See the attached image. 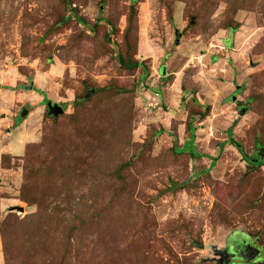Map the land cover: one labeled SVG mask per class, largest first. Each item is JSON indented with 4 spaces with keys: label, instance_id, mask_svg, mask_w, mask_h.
Wrapping results in <instances>:
<instances>
[{
    "label": "rangeland",
    "instance_id": "374dc122",
    "mask_svg": "<svg viewBox=\"0 0 264 264\" xmlns=\"http://www.w3.org/2000/svg\"><path fill=\"white\" fill-rule=\"evenodd\" d=\"M260 153L264 0H0V264H264Z\"/></svg>",
    "mask_w": 264,
    "mask_h": 264
},
{
    "label": "flooded vegetation",
    "instance_id": "af4514ba",
    "mask_svg": "<svg viewBox=\"0 0 264 264\" xmlns=\"http://www.w3.org/2000/svg\"><path fill=\"white\" fill-rule=\"evenodd\" d=\"M262 155V153H260ZM261 159L263 158V155L261 156ZM251 162L253 164H255V162L253 160H251ZM241 236L237 235L236 233L233 235V237L231 238V247H230V251L225 253V260L219 264H235L234 261H240V262H245L247 263L248 261H250L253 257L254 254L258 253L257 251H259V256L257 258H254V260L251 261V263H255L259 260L262 259L261 255L263 253V249L258 245L257 242L255 241H245V243H241ZM240 243V244H239ZM249 243V244H246ZM240 252L243 251L244 255H247V258L243 259H237V256L233 253V252ZM247 251V252H246Z\"/></svg>",
    "mask_w": 264,
    "mask_h": 264
},
{
    "label": "trees",
    "instance_id": "16d2710c",
    "mask_svg": "<svg viewBox=\"0 0 264 264\" xmlns=\"http://www.w3.org/2000/svg\"><path fill=\"white\" fill-rule=\"evenodd\" d=\"M119 62L121 63V65H123L126 69H128V70H134V69H137V68H140V67H143L144 68V64H143V62H140V61H126L122 56H119ZM88 96H90V94L89 93H87V98H88ZM85 101V99H79V100H77V102L76 103H78V102H80V103H82V102H84ZM208 110L210 109L209 107L207 108ZM192 131V133L191 134H194V132H195V129L194 128H192L191 126L189 127ZM229 135L230 136H232V130H230L229 131ZM193 136V135H192ZM193 138V137H192ZM194 139V138H193ZM234 142V141H233ZM237 146H238V148H239V150H240V152H242L243 154H244V152H243V150L242 149H240V145H238V144H236ZM191 154V153H190ZM194 155H195V153H193ZM260 155V157L262 156L261 154H259ZM247 159H248V157H247ZM248 160H250V159H248ZM263 163V159H260L259 161H256L255 162V164L256 165H260V164H262Z\"/></svg>",
    "mask_w": 264,
    "mask_h": 264
},
{
    "label": "water",
    "instance_id": "95a60500",
    "mask_svg": "<svg viewBox=\"0 0 264 264\" xmlns=\"http://www.w3.org/2000/svg\"><path fill=\"white\" fill-rule=\"evenodd\" d=\"M176 44H178V42H176ZM165 71V70H164ZM164 71H162V74H163V72ZM32 88V87H31ZM49 105V107H50V113L52 114V115H54V116H59L60 114H62V113H64V110L62 109V108H59L57 105L56 106H54V107H52L51 106V104H48ZM247 112V109L246 108H244V109H242L241 111H240V114L241 115H244L245 113ZM27 114V111H25V113L23 114V116H25ZM20 211H24L22 208H20ZM247 252V251H246ZM258 253H257V255L255 256V257H257V256H259V251H257ZM242 257L245 259V258H247V255H244V254H242Z\"/></svg>",
    "mask_w": 264,
    "mask_h": 264
}]
</instances>
